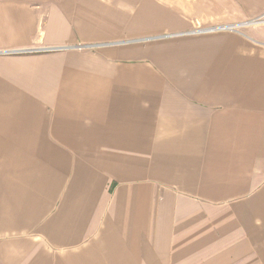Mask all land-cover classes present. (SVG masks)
Returning <instances> with one entry per match:
<instances>
[{
  "label": "crops",
  "instance_id": "1",
  "mask_svg": "<svg viewBox=\"0 0 264 264\" xmlns=\"http://www.w3.org/2000/svg\"><path fill=\"white\" fill-rule=\"evenodd\" d=\"M259 18L0 0V264H264Z\"/></svg>",
  "mask_w": 264,
  "mask_h": 264
},
{
  "label": "rangeland",
  "instance_id": "2",
  "mask_svg": "<svg viewBox=\"0 0 264 264\" xmlns=\"http://www.w3.org/2000/svg\"><path fill=\"white\" fill-rule=\"evenodd\" d=\"M254 21H264V18H259V19H256Z\"/></svg>",
  "mask_w": 264,
  "mask_h": 264
},
{
  "label": "built area",
  "instance_id": "3",
  "mask_svg": "<svg viewBox=\"0 0 264 264\" xmlns=\"http://www.w3.org/2000/svg\"><path fill=\"white\" fill-rule=\"evenodd\" d=\"M254 23H260V22H262V21H253ZM229 29V28H228ZM230 29H232V28H230Z\"/></svg>",
  "mask_w": 264,
  "mask_h": 264
},
{
  "label": "water",
  "instance_id": "4",
  "mask_svg": "<svg viewBox=\"0 0 264 264\" xmlns=\"http://www.w3.org/2000/svg\"><path fill=\"white\" fill-rule=\"evenodd\" d=\"M251 24H255L254 22H250V23H247V24H245V25H251Z\"/></svg>",
  "mask_w": 264,
  "mask_h": 264
}]
</instances>
